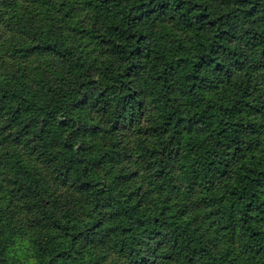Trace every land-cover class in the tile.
<instances>
[{
    "label": "trees",
    "instance_id": "16d2710c",
    "mask_svg": "<svg viewBox=\"0 0 264 264\" xmlns=\"http://www.w3.org/2000/svg\"><path fill=\"white\" fill-rule=\"evenodd\" d=\"M9 58L0 264H264V0H0Z\"/></svg>",
    "mask_w": 264,
    "mask_h": 264
},
{
    "label": "rangeland",
    "instance_id": "374dc122",
    "mask_svg": "<svg viewBox=\"0 0 264 264\" xmlns=\"http://www.w3.org/2000/svg\"><path fill=\"white\" fill-rule=\"evenodd\" d=\"M15 60L16 61H14V59L9 58L8 61L4 63L5 65L3 64V62L0 61V69H4V68L7 69V68H10L11 66L12 67L13 66H18L20 61L18 60V58H16ZM104 253L108 255V257H109L108 261L109 262H111V263H112V261L113 262H116V261L118 262V257H116V255H117L116 251H110V250H108L106 248L104 250Z\"/></svg>",
    "mask_w": 264,
    "mask_h": 264
}]
</instances>
